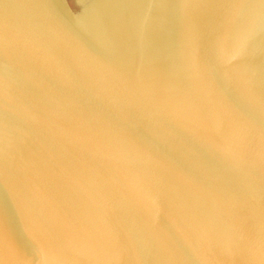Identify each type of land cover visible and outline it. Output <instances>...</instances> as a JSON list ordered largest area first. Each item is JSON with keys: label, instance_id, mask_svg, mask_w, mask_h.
<instances>
[{"label": "water", "instance_id": "95a60500", "mask_svg": "<svg viewBox=\"0 0 264 264\" xmlns=\"http://www.w3.org/2000/svg\"><path fill=\"white\" fill-rule=\"evenodd\" d=\"M0 264H264V0H0Z\"/></svg>", "mask_w": 264, "mask_h": 264}]
</instances>
